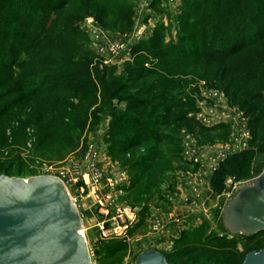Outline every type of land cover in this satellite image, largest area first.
Masks as SVG:
<instances>
[{"label":"rangeland","instance_id":"rangeland-1","mask_svg":"<svg viewBox=\"0 0 264 264\" xmlns=\"http://www.w3.org/2000/svg\"><path fill=\"white\" fill-rule=\"evenodd\" d=\"M53 1L68 4L35 8L32 16L43 18V26L36 24L31 37L10 35L2 44L0 175L58 177L76 208L91 264H137L151 250L177 264H242L248 252L264 248V235L262 241L228 235L222 247L212 240L226 233L211 219L212 205L262 173L264 153L252 157L245 180L228 175L221 190H213L211 181L227 157L258 144L250 143L254 114L225 89L231 75L220 71L226 63L196 57L203 40L209 48L218 43L192 32L200 19L189 8L200 0ZM107 8L122 13L127 25L120 26L113 13L104 16ZM194 54L196 62L187 58ZM142 98L147 104L130 107ZM152 108L145 127L130 126L129 118ZM175 116L182 120L177 125L171 123ZM133 135L137 146H121L120 139ZM260 140L264 149V135ZM149 154L156 159L146 174ZM134 184L141 188L132 192ZM198 185L209 187L215 202ZM149 240L155 247H146ZM115 242L120 247L110 253ZM183 242L208 245L175 255Z\"/></svg>","mask_w":264,"mask_h":264},{"label":"trees","instance_id":"trees-1","mask_svg":"<svg viewBox=\"0 0 264 264\" xmlns=\"http://www.w3.org/2000/svg\"><path fill=\"white\" fill-rule=\"evenodd\" d=\"M84 1V5H89L96 0ZM34 4H36V7H33ZM67 4L68 2L65 1L55 3L54 1L52 2V0H0V56L3 51L2 44L4 45L5 40L10 35L14 38L31 37L34 28H36V24H39V27L43 26V18L37 20L32 16V12L35 8L40 7L42 9L51 8L53 10H61L65 8ZM189 9H191L192 12L195 13V16L200 19V21H196L197 30L192 27L193 34L200 39L202 38V40L208 39V44L209 42H218L215 47L209 48L208 45L204 44L203 40L201 42L203 43V45L201 44L203 50L196 57H199L198 60L204 61H211L212 59L217 58L226 63L227 67L224 66L220 71V74L223 72L231 75V78L225 82V89L228 90L231 88V100H237V104L240 108H243L246 113L251 115L254 114L255 116L250 121V143L253 145V143L256 142L258 148L254 149L253 147H250L249 149L227 157L211 181L213 190L219 192L222 188V179L225 176L230 175L235 179L245 180L242 178L247 177L249 174L252 157L256 154L264 153L263 142L260 140L264 134H257L259 128L264 126V101H258L261 92L264 91V0H200L195 6ZM121 12L124 13L123 15L129 14V8L126 9V11ZM102 13L104 16L113 13L116 16L115 20L117 23H121L120 26H122L123 23L124 26L127 25L125 22L122 23V21L125 20V17L118 11H113V9L107 8L106 10L104 9ZM53 23L56 25L59 22L55 19ZM199 24L201 27L198 29ZM18 29L23 30L22 35L17 33ZM14 42L15 40H13L12 47H14ZM136 47H134L135 50L137 49ZM167 54L168 52L165 51L161 56L167 58ZM194 56L195 54L188 56L187 58L194 60L193 62L198 61H195L197 58ZM175 60L176 59H172V61H170L169 59L167 62L170 65L174 64L175 66H180L181 62ZM2 65L3 64L0 60V67L3 68ZM139 68L140 67L136 66L133 70H140ZM158 78L157 82H154V86H157L163 77L160 75ZM152 88L154 87H149V89ZM154 100H159V98H154ZM10 103H13V101L8 102V104L12 106ZM145 104H147L146 98L135 99L130 107L136 108ZM155 106V108H157L158 105ZM176 107L175 104H172L169 109L175 111ZM155 108L150 109L148 113L140 114L141 119H137L136 117L129 118L130 126L135 124L139 128L145 127V120H148L150 116L155 114ZM161 113H165V111H161L159 114ZM159 116L160 115L157 114L156 118L159 119ZM136 120H138L139 123H137L138 121ZM179 121L181 122L182 120L175 116L171 123L177 125L180 123ZM201 129L202 131L207 132L211 130L212 127H202ZM83 130L84 124L82 123L80 132H83ZM148 138L149 139L147 140L151 139V137ZM133 139L134 135L120 139L121 146L131 143L129 144V148H133L137 146L136 144L140 143L137 140L133 141ZM155 139L157 141L160 140L159 137H156ZM83 144L82 153L86 151V143ZM155 159L156 156L148 155V167H146V171L148 172L146 174L151 172L150 170L153 168L151 166L153 162H155ZM163 171L164 168L162 169L160 176L164 173ZM141 174H143V172ZM136 185L137 184L132 185L130 191L134 192L137 188H141ZM228 235L229 234L227 233L222 236L216 235L212 240L214 243H217L219 247H222L223 243L220 242L222 240L225 241L227 238L226 236ZM263 235L264 231L252 236H241L243 239H262ZM231 238L236 237L231 236ZM261 239L259 241H262ZM182 245L184 249H178L175 252V255L188 256L196 251H201L208 244L203 247L196 243L194 246L186 247L187 243L183 242ZM111 246L113 249H111L110 253H113L119 249L120 243L115 242L112 243ZM219 247H217V249H219ZM163 256L169 264H177L172 260V257L167 256L166 254Z\"/></svg>","mask_w":264,"mask_h":264},{"label":"water","instance_id":"water-1","mask_svg":"<svg viewBox=\"0 0 264 264\" xmlns=\"http://www.w3.org/2000/svg\"><path fill=\"white\" fill-rule=\"evenodd\" d=\"M218 223L229 235L264 231V171L226 201ZM136 262L169 264L157 252ZM0 264H91L76 208L58 177L0 175ZM242 264H264V248L248 252Z\"/></svg>","mask_w":264,"mask_h":264},{"label":"crops","instance_id":"crops-1","mask_svg":"<svg viewBox=\"0 0 264 264\" xmlns=\"http://www.w3.org/2000/svg\"><path fill=\"white\" fill-rule=\"evenodd\" d=\"M217 124H219V123H217ZM198 187H203L202 191H203L204 195H206L208 201H211V203L215 202V197L213 196L211 189L209 187H207L206 185H204V186L198 185ZM226 201H227V199L225 200L224 198H220V199H218V201L216 203L217 205H212L213 209H212L210 216H211V219L213 220L214 224L218 223L222 207L226 203ZM146 244H147L146 247H148V248L149 247H151V248L155 247V243L153 240H149ZM151 251L160 253V251L158 252V250H151Z\"/></svg>","mask_w":264,"mask_h":264},{"label":"bare ground","instance_id":"bare-ground-1","mask_svg":"<svg viewBox=\"0 0 264 264\" xmlns=\"http://www.w3.org/2000/svg\"><path fill=\"white\" fill-rule=\"evenodd\" d=\"M243 183H245V182H242L241 184H243ZM239 186H240V185H239ZM240 187H241V186H240ZM240 187H239V188H240ZM238 191H239V190H238ZM238 191H234V193H233L232 195H230L229 197L234 196ZM80 232L83 233V231H81V230H80Z\"/></svg>","mask_w":264,"mask_h":264},{"label":"built area","instance_id":"built-area-1","mask_svg":"<svg viewBox=\"0 0 264 264\" xmlns=\"http://www.w3.org/2000/svg\"><path fill=\"white\" fill-rule=\"evenodd\" d=\"M242 182H240V183H238L236 186L238 187L237 188V190H236V188H235V191H238L241 187L240 186H242V184H241ZM240 185V186H239ZM240 187V188H239ZM108 224V226H109V223H107Z\"/></svg>","mask_w":264,"mask_h":264}]
</instances>
